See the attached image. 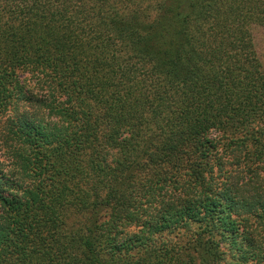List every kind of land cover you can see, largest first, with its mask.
<instances>
[{
	"label": "trees",
	"instance_id": "1",
	"mask_svg": "<svg viewBox=\"0 0 264 264\" xmlns=\"http://www.w3.org/2000/svg\"><path fill=\"white\" fill-rule=\"evenodd\" d=\"M257 27L264 0H0V264H264Z\"/></svg>",
	"mask_w": 264,
	"mask_h": 264
},
{
	"label": "rangeland",
	"instance_id": "2",
	"mask_svg": "<svg viewBox=\"0 0 264 264\" xmlns=\"http://www.w3.org/2000/svg\"><path fill=\"white\" fill-rule=\"evenodd\" d=\"M254 43L256 46L257 53L264 63V29L261 27H257L253 31ZM22 108V106H20ZM0 158H5L2 154V148L0 144ZM7 165V160L3 161Z\"/></svg>",
	"mask_w": 264,
	"mask_h": 264
}]
</instances>
